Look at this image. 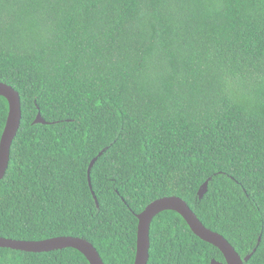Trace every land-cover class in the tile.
I'll use <instances>...</instances> for the list:
<instances>
[{"label": "trees", "instance_id": "obj_1", "mask_svg": "<svg viewBox=\"0 0 264 264\" xmlns=\"http://www.w3.org/2000/svg\"><path fill=\"white\" fill-rule=\"evenodd\" d=\"M0 81L22 111L0 236H79L133 264L137 214L176 195L264 264V0H0ZM7 113L0 96V137ZM149 237L147 264H225L173 210ZM0 264L89 262L0 247Z\"/></svg>", "mask_w": 264, "mask_h": 264}, {"label": "water", "instance_id": "obj_2", "mask_svg": "<svg viewBox=\"0 0 264 264\" xmlns=\"http://www.w3.org/2000/svg\"><path fill=\"white\" fill-rule=\"evenodd\" d=\"M0 96L8 102V113L6 122L0 137V180L4 177L9 163L10 147L20 126L22 111L21 100L17 90L9 84L0 81ZM33 123H48L40 113H37ZM105 148L99 152L101 155ZM97 159L94 157L88 166V171ZM207 187L205 181L198 190V196L202 197ZM173 210L180 214L188 224L191 231L202 240L216 246L225 259V264H244L248 261L253 251L243 258L220 233L206 227L191 210L185 200L176 196H162L149 202L145 208L137 214V238L133 264H147L150 248V225L153 218L162 211ZM260 241V239H259ZM0 247H7L27 252H47L63 248H74L81 252L89 264H104L98 251L87 239L79 236H54L40 240H18L0 236ZM211 264H224L221 261L212 259Z\"/></svg>", "mask_w": 264, "mask_h": 264}, {"label": "clouds", "instance_id": "obj_3", "mask_svg": "<svg viewBox=\"0 0 264 264\" xmlns=\"http://www.w3.org/2000/svg\"><path fill=\"white\" fill-rule=\"evenodd\" d=\"M181 198V197H180ZM184 200V199H183ZM145 208V207H144ZM192 210V209H191Z\"/></svg>", "mask_w": 264, "mask_h": 264}]
</instances>
